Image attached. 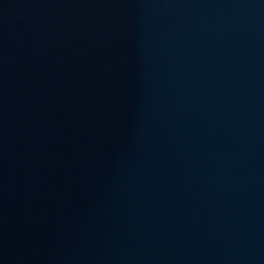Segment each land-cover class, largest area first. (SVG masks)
<instances>
[{"label": "water", "instance_id": "water-1", "mask_svg": "<svg viewBox=\"0 0 264 264\" xmlns=\"http://www.w3.org/2000/svg\"><path fill=\"white\" fill-rule=\"evenodd\" d=\"M0 264H264V0H0Z\"/></svg>", "mask_w": 264, "mask_h": 264}]
</instances>
